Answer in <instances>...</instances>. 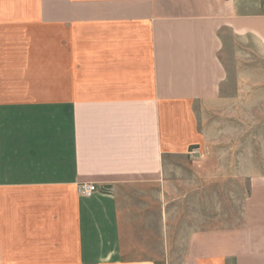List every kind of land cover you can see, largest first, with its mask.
I'll list each match as a JSON object with an SVG mask.
<instances>
[{"label":"crops","instance_id":"0c3cea01","mask_svg":"<svg viewBox=\"0 0 264 264\" xmlns=\"http://www.w3.org/2000/svg\"><path fill=\"white\" fill-rule=\"evenodd\" d=\"M249 3L0 0V264H264V154L226 60L264 47Z\"/></svg>","mask_w":264,"mask_h":264},{"label":"rangeland","instance_id":"374dc122","mask_svg":"<svg viewBox=\"0 0 264 264\" xmlns=\"http://www.w3.org/2000/svg\"><path fill=\"white\" fill-rule=\"evenodd\" d=\"M246 5L244 10H256L258 8L260 13L264 12V0H258V3ZM226 60L233 82L237 81L236 77H245L247 79V84L241 85L247 89V92H244L243 101H238L239 106L237 108H239V111L238 116L234 117V121L240 126L244 124V137L241 132L243 128L239 127L241 137H243L240 139L246 143L248 152H251L253 156H259L264 154V93L257 89L256 80H262L264 85V47H261L251 37L230 39L229 54ZM233 86L234 90L235 83ZM224 185H226V188L231 186L230 183H224ZM214 186L215 183H211L208 186V210L210 216H216L222 212L220 204L223 199L228 204L230 203L228 202L229 198L223 197L221 199L215 194Z\"/></svg>","mask_w":264,"mask_h":264},{"label":"built area","instance_id":"2783aa9c","mask_svg":"<svg viewBox=\"0 0 264 264\" xmlns=\"http://www.w3.org/2000/svg\"><path fill=\"white\" fill-rule=\"evenodd\" d=\"M97 190H98V185L96 183L88 182V183H80L79 185V193L81 195L88 196L93 194Z\"/></svg>","mask_w":264,"mask_h":264}]
</instances>
